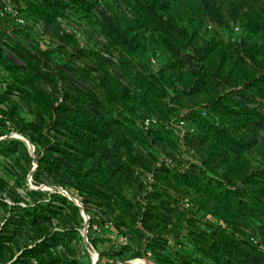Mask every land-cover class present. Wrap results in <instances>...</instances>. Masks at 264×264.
Segmentation results:
<instances>
[{"label":"trees","instance_id":"1","mask_svg":"<svg viewBox=\"0 0 264 264\" xmlns=\"http://www.w3.org/2000/svg\"><path fill=\"white\" fill-rule=\"evenodd\" d=\"M195 1L212 11L209 0ZM136 5L163 33L170 34L169 21L162 20L138 2ZM61 6L58 0H39L36 5L29 3L28 9L40 20L51 23ZM236 7L241 10L247 28L264 39V0H236ZM107 31L105 36L112 41L116 53L115 62L85 51L86 57L94 61V75L73 69H69L71 74L69 70L56 73L47 66L42 53L31 51L4 29L0 18V67L10 78L7 89L18 91V99L28 109L31 119L18 117L16 104L6 99L10 92L7 90L0 95V103L6 102L7 114L1 110L0 114L11 120L18 133L34 146L37 166L32 178L35 183L40 182L38 174L42 172L62 188L78 195L82 204L92 200L109 210L117 207L124 211L132 203L120 193L123 183L131 177L132 167L145 168V159L151 157L135 153L137 139L127 125L131 122L130 116L138 111L168 114L169 110L159 103L162 91L157 85L158 76L164 75L161 72L145 75L138 71L142 68L140 62L130 61L134 53L145 49L144 39L137 33L128 35L112 27ZM164 45L176 64L186 63L189 57L182 58V45ZM235 47L237 53L239 48L243 49V55L258 71L257 76H246L242 89L207 101L218 123L195 116L197 133L185 137V145L198 155V163H188L183 171L161 166L154 175L155 181L174 186V193L150 188L145 195L148 204L137 207V216H130L133 240L139 243L136 256H144L150 250L154 264H162L165 260L156 252L159 244L166 242L164 232L174 231L175 238L178 234L186 236L193 259L200 264L203 260L209 264H264V240L245 233L247 223H251L264 236V168L248 169L240 159L246 146L257 142L252 134L264 130V113L258 112V107L264 110V46L241 43ZM205 49H192L194 58L203 61ZM74 75L86 87L78 90L70 86ZM202 76L195 75L196 82L204 86L207 83ZM191 87L192 94L202 90L195 83ZM248 103L257 107H249ZM17 154L30 166L33 158L22 141H0V156ZM21 170L28 173L24 168ZM180 189L198 193L211 207L193 205L194 210H206L218 223L204 221L194 210L176 207ZM27 195L32 205L25 203L21 207L15 202L12 211L18 215H9L0 227V264H56L58 259L49 251L57 241L54 235L35 239L33 246H24L14 259L10 244L16 242L5 230L12 227L15 236L23 226L39 230V225L49 222L51 215L57 216L66 210L79 224L80 208L58 193L49 196L48 202L41 200L46 193L40 190H27ZM52 202L61 206H53ZM0 206L8 208L1 201ZM122 225L127 226L116 222L111 228L120 234ZM129 246L126 244L124 249Z\"/></svg>","mask_w":264,"mask_h":264},{"label":"rangeland","instance_id":"2","mask_svg":"<svg viewBox=\"0 0 264 264\" xmlns=\"http://www.w3.org/2000/svg\"><path fill=\"white\" fill-rule=\"evenodd\" d=\"M58 1L63 6L55 15L53 22L45 23L28 9L29 3L36 5L39 0H0V18L3 27L28 49L42 53L47 66L56 73L73 69L92 75H94L92 72L95 67L94 61L86 57L85 51L94 52L115 62L116 53L113 52L112 41L105 36L109 27L128 35L137 33L144 39L145 49L134 53L130 61L140 62L142 68L138 71L145 75H158L160 72L164 75V77L158 76L157 85L162 91L159 103L164 104L169 112L159 114L138 111L130 116L131 122L127 125L137 139L134 142L135 153L139 152L151 157L145 159V168L132 167L131 177L124 181L123 191L120 193L132 203V206H127V210L124 211L117 207L109 210L101 203L92 200L82 204L78 195L62 188L42 172L38 174L40 182L35 183L32 178L37 166L34 152L30 154L28 150L33 158L30 166L20 154L0 156V201L8 205L6 209L0 206V227L9 215H18L17 212L12 211L15 202L21 207H24L25 203L32 205L27 190H40L46 193L41 199L43 202H48L51 198L49 196L53 193L66 197L70 194L78 202L84 214L83 216L79 211V224L75 223L71 213L66 210L57 216L51 215L49 222L39 225V230L23 226L15 236L14 229L7 228L5 233L13 236L16 242L10 244L15 254L14 259L24 246H33L35 239L54 235L57 241L52 243L53 246L49 251L58 259L56 264H94L95 260L92 259L91 253L98 255L97 264H130L137 260L145 264H154V256L150 250H147L144 256H136L139 243L136 239L133 240L135 236L130 230V216H137V207L148 204L145 195L150 188L165 189L171 191V194L174 193V186L155 181L154 175H157L161 166L183 171L188 168V163H198V155L185 145L186 135L197 133L195 116L213 124L218 123L214 112L207 107V101L217 95L242 89L241 84L245 77L257 76L258 72L243 55V49L239 48L240 52L237 53L235 46L241 43L264 46V39L247 28L241 10L236 7V0H209L212 6L211 12L195 0ZM137 2L150 8L162 20L169 21L172 25L170 34L163 33L159 25L145 17L138 10ZM164 43L182 45L184 47L182 58L186 59V55L189 57L186 63L182 66L176 64ZM203 47L206 48L205 56L203 61H200L194 58L196 55L192 54V49L200 50ZM4 51L7 52L6 48ZM14 60L22 65L20 61ZM169 64L174 67L168 66ZM70 71L68 72L71 74ZM197 74L203 75L206 85L196 82ZM75 77L72 76L73 83L70 82V86L78 90L86 87L85 84L83 87ZM9 81L8 74L0 67V95L6 93V90L10 91L7 92L6 99L9 103L16 104L18 117L30 120L28 109L23 107L18 99V91L7 89ZM193 83L201 86V92L190 93ZM61 89L64 91V87L61 86ZM248 106L257 107L252 103H248ZM0 110L7 114L6 102L0 103ZM258 112L264 113V110L258 107ZM1 119L3 123H0V141H22L28 149L25 141L17 137V135L24 136L18 133L16 125L0 114ZM252 135L257 142L252 146H246V151L240 159L248 169H262L264 168V130H257ZM58 138L63 140L59 135ZM33 150L35 151L34 146ZM21 168L28 170V173L24 174ZM208 174L212 175L210 172ZM177 197L175 205L181 210H194L193 205L201 204L211 207L193 190L180 189ZM52 205L61 206L55 202H52ZM205 211L194 210V213L204 221L217 224L218 220L210 217ZM116 222L127 225L120 226V234L111 228ZM247 225L245 230L247 235L259 239L261 237L264 240V236L255 230L253 224L247 223ZM174 233L175 231L164 232L163 239L166 242L159 244L156 249L162 259H165L162 260V264H190V262L200 264L194 261V255L191 254L192 247L186 236L184 238L182 234H178V238H175ZM86 242L90 244L92 250L88 249ZM126 244L130 245L129 249H124ZM209 263L203 260L202 264Z\"/></svg>","mask_w":264,"mask_h":264},{"label":"water","instance_id":"3","mask_svg":"<svg viewBox=\"0 0 264 264\" xmlns=\"http://www.w3.org/2000/svg\"><path fill=\"white\" fill-rule=\"evenodd\" d=\"M17 137H21L25 141V143H26V145L28 147V150H29L30 154H33L34 150H33L32 144L27 139H25L24 137H22L20 135H17ZM32 171H33V169H32ZM67 197H68V199H70L74 203L75 206H77V207L80 208L78 202L74 198H72L70 194H67ZM80 211H81V214L84 216L83 211L81 210V208H80ZM86 246L88 247V249H91L92 250V247L90 246V244L88 242H86ZM97 258H98V255L96 254V259L94 261V264H97L96 263L97 262Z\"/></svg>","mask_w":264,"mask_h":264},{"label":"bare ground","instance_id":"4","mask_svg":"<svg viewBox=\"0 0 264 264\" xmlns=\"http://www.w3.org/2000/svg\"><path fill=\"white\" fill-rule=\"evenodd\" d=\"M19 138V137H18ZM89 251H91V250H89ZM91 255H92V259L93 260H95L96 259V254L95 253H91ZM130 264H145L143 261H135V262H132V263H130Z\"/></svg>","mask_w":264,"mask_h":264},{"label":"built area","instance_id":"5","mask_svg":"<svg viewBox=\"0 0 264 264\" xmlns=\"http://www.w3.org/2000/svg\"><path fill=\"white\" fill-rule=\"evenodd\" d=\"M237 30V29H236Z\"/></svg>","mask_w":264,"mask_h":264}]
</instances>
